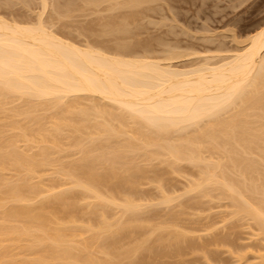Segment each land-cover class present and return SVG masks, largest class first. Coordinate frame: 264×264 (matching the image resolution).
I'll use <instances>...</instances> for the list:
<instances>
[{
    "label": "bare ground",
    "instance_id": "bare-ground-1",
    "mask_svg": "<svg viewBox=\"0 0 264 264\" xmlns=\"http://www.w3.org/2000/svg\"><path fill=\"white\" fill-rule=\"evenodd\" d=\"M17 1L30 8L24 5L28 0ZM78 1L83 3L77 4L80 10L74 7L77 0H66L63 5L59 0H38L39 9L31 10L38 5L34 3L28 10L37 15L34 20L32 16L6 17L8 10L3 12L6 16L0 13V264H145V260L152 264L154 255L158 259L172 252L181 261L179 256L187 248L197 251L196 247H203L194 239L206 241L196 238L197 231L190 234L187 226L186 231L178 230L171 223L175 229L169 231L166 222L159 224L164 219H179L182 212L162 215L170 219L159 215L160 222L149 221V226L145 224L149 217L141 216L150 206H167L184 194L200 200L206 197L205 202L208 198V202H229L225 204L231 208L229 220L243 218L249 226L253 222L254 233L249 234L263 246L264 22L240 39L234 34L236 43L231 49L225 45L223 53L217 52L222 46L202 55L199 52L202 57H196L197 64H185L183 59L190 51L172 43L169 47V42L159 38L158 45L167 48L164 55L154 54L149 47H154L153 42H143L132 32L138 28V18L143 24L149 12L162 13L161 1L167 4L168 0ZM88 8H96L94 13L101 8L108 16H98L96 21L103 18L102 25L98 22L103 30L85 25V31L81 26V36L91 29L100 37L113 35L114 40L107 37L108 42L105 39L99 45L97 40L96 44L92 39L89 42L87 35L83 37L86 41L79 42L72 39V28L64 30L61 24V32L54 28L60 19ZM45 12L50 13L49 21L55 18L54 23L44 18ZM104 19L113 23L104 24ZM132 24L135 28L131 30ZM66 30L71 37L64 34ZM128 33L133 35L126 38ZM111 40H116L114 46ZM66 152L79 157L73 159L67 153L71 159L67 156L70 161H66ZM155 160L170 167L168 174H181V164L196 170L191 179L186 178L185 189L174 196L166 193L171 186L168 178L163 182V176L156 173L154 181L161 195L155 202L147 198L142 203L138 186L151 180L149 168L159 164ZM161 169L156 172L165 176L167 169ZM45 174L50 176L48 181ZM82 214L87 218L79 217ZM147 226L151 229L142 234ZM208 228L205 231L212 233ZM188 235L197 236L191 239ZM226 235L220 236H225L223 241L215 240L226 244L230 239ZM219 244V248L225 246ZM214 246L206 254L207 261L219 255ZM248 250L244 249L245 255H237L236 250L232 264L250 263H246L247 255L254 252ZM259 251L250 264H264V248ZM163 257L162 262L169 258ZM212 259L206 263L214 264Z\"/></svg>",
    "mask_w": 264,
    "mask_h": 264
},
{
    "label": "rangeland",
    "instance_id": "rangeland-1",
    "mask_svg": "<svg viewBox=\"0 0 264 264\" xmlns=\"http://www.w3.org/2000/svg\"><path fill=\"white\" fill-rule=\"evenodd\" d=\"M1 1V3L2 4H6L5 3V1L6 0H4V3L2 2V0H0ZM9 0H7V3H9V5H10V3H11V7H13V8H11L10 6V8L11 9H9V7H7L8 5L6 4L5 6H6V8H5V6H2V4H1V6H0V8H1V12L0 13H3V12H6L7 10V12L9 13V15L8 16H6L5 14L7 13H3V15H5L6 17H13V16H17L15 19H20L21 17V19H24V17H27V18H25V19H30V17L32 16V17H34V16H37V15H34L33 14V12H31V11H28L29 9H31V8H33V6L34 5H36V4H38L37 2H38V0H37V2L35 1V0H33V2L31 1V0H28L27 1V4L25 3V1L26 0H24V2H23V0H21L23 3H25L24 5H27V6H29L30 5V8L28 7H24V6H22V4H19L20 3V1H17V0H13V1H15V3L13 4V1H11V2H8ZM16 1L18 2V4L16 3ZM50 1H52L53 2V0H50ZM61 1H63V3H61ZM64 1H66V0H59V2L63 5L65 2ZM31 2H32V4H31ZM75 2H76V0H75ZM78 2H80V3H78ZM161 2H163L164 3V1H161ZM160 2V3H161ZM165 2H167V4L168 5H170L169 7L170 8H167V4L166 3H162V4H160L161 5V8H162V13H159L157 10V12L159 13H156L155 12V14H154V11L153 12H149V14H148V16H145V19L143 18L141 21L143 22V24L142 23H140V19L141 18H138V22L137 21H135L136 22V24H135V26H137L138 28H135V27H133V25L134 24H132V27L130 26V28H131V30L132 29H134L135 28V30L134 31H132L133 32V34H137V36L138 37H136V38H140L143 42H144V40H146V42L147 43H149L148 42V40L150 41V43H152L153 42V45H154V47H152L151 45L149 46L151 49L153 48L154 49V51H152L151 49V51L152 52H154V54H158V55H164V53H165V49L167 48V47H165L164 49H163V46H165L164 44H163V46H161L160 44L158 45V40L157 39H164V41L163 42H165V44L167 43V42H169L168 44L170 45L169 47H171V43L174 45V44H177V45H179V46H177L179 49L180 48H183L184 49V51H186V52H189V53H191L188 57H186L185 59H183V60H185V64H186V62H188V64L190 63H192V61H193V63H195V64H197L196 63V61H197V59H196V57L197 58H199V52H200V54L202 53L203 54V52L204 53H206V52H208V51H217V50H215V49H218V46H219V48H220V50L222 49V51H217V52H221V53H223V52H225L226 50H225V48L223 47V46H225L226 48H228L229 47V49H231V46L233 47V45H234V43H236L235 42V40L233 39V36H234V34H235V36L236 37H238L239 38V36L240 37H244V36H246V35H248L249 33H251V32H253L254 31V29L256 28H258L260 25H262V23L264 22V0H172L171 2L168 0V1H165ZM34 3H36V4H34ZM171 3H173V4H171ZM13 4V5H12ZM82 5L83 3H82V1H78L77 0V2H76V5ZM78 5L77 6H74V7H76V9L78 8ZM163 5V6H162ZM39 4L35 7V8H33V9H31V10H34V12H35V10L36 9H39ZM104 6V5H103ZM102 6V7H103ZM5 9L4 11H2L3 10V8ZM50 7V9L48 8V10H50L51 11V13H53L54 11H53V9L51 10V8H52V6H49ZM173 7V8H172ZM25 8H27V10L25 9ZM160 7H158V9L160 10L161 9ZM172 8V10H170ZM79 10H80V8H78ZM77 9V10H78ZM90 9V10H89ZM95 10H96V8H94ZM94 9L92 10V8H88V10L86 9V12L84 11V9H81V11H83V13H84V15L83 14H79V13H82L81 11H79V13H77L76 12V10H75V12L76 13H74V10L72 11L74 14H71L72 12H70V14H71V16L70 17H68V18H66L65 20H63V21H61V16L60 15H58L60 18H58L57 16H56V18H58V19H60L59 21V25L57 24V27H54V28H56V30L58 31V30H60V32L63 30L62 29V27H60V24H61V26H63V28H64V30L66 29V28H68L69 27V29L68 30H70L71 28V35H73L74 37H72V39H75L76 40V38H78L77 40L80 42V40H82V41H86L85 39H87L88 37L90 38H88V40H89V42L91 41V39L92 40H94V42L97 40L99 43H102V44H99V45H103L104 43L103 42H101V41H104V42H106V40L108 39L109 41H110V39L113 37V35H112V37H109L108 35H106V37H105V35H104V37H103V34H102V32H101V37H100V33L99 32H97L96 30V32L94 31H92V30H94V28L98 25V22H96L97 21V19H99L98 18V16H103L105 13H103L102 14V12L103 11H105V10H103L102 12L100 11V9L101 8H99V10L97 9V11H95L96 13H97V15H94V14H96V13H94L93 11H94ZM103 9H105V7L103 8ZM12 11L11 13H10V11ZM47 10V11H48ZM91 11V12H90ZM15 12H17V14L15 13ZM30 12V13H29ZM88 12H90L91 14H88ZM93 12V13H92ZM106 13H107V11H105ZM160 12H161V10H160ZM175 12V15H173L172 13H174ZM26 14V16H24L25 14ZM49 13V12H48ZM48 13H44V18H46V19H48ZM16 14V15H15ZM22 14H24L23 16H22ZM45 14H47V15H45ZM54 14L55 15H57V13L56 12H54ZM86 14V15H85ZM108 14H110V13H108ZM13 15V16H12ZM20 15H21V17H20ZM49 15H50V13H49ZM53 14H51V16H52ZM74 15H76V16H74ZM78 15H80V16H78ZM89 15V16H88ZM106 16H105V18L108 16L107 14H105ZM173 15V16H172ZM51 16H50V19H52L51 18ZM29 17V18H28ZM32 17H31V19H32ZM55 16H53V18H54ZM63 17H64V15H63ZM74 17V18H73ZM97 17V18H96ZM110 17V16H109ZM108 17V18H109ZM14 18V17H13ZM37 18V17H36ZM103 18H104V16H103ZM103 18H100L102 21H100L99 23H101V25L103 24ZM111 18V17H110ZM175 18V19H174ZM20 19V20H21ZM35 19V17L33 18V20ZM117 19V18H116ZM54 20H55V18H54ZM52 21V20H50V21H52L53 23L55 22V21ZM57 20V19H56ZM95 20V21H94ZM104 20H106V19H104ZM109 20V19H108ZM108 20H106L107 22H105L104 21V24H106V23H113V22H108ZM111 20V19H110ZM115 19H113L112 21H114ZM47 21H49V19L47 20ZM49 21V22H50ZM58 21V20H57ZM57 21H56V23H57ZM92 21H94V22H92ZM151 21V22H150ZM263 21V22H262ZM65 22V23H64ZM92 23V24H91ZM96 23V24H95ZM70 24V25H69ZM56 25V24H55ZM67 25V26H66ZM86 25V27L87 28H91V27H93L92 28V30L90 29V32H89V30H88V32H86L85 34V36H87V38L85 37V36H81V35H84V33L82 34V32L80 33L79 32V30L81 29H83V30H85L86 31V27H84ZM90 25H92L91 27H90ZM259 25V26H258ZM59 26V27H58ZM71 26V27H70ZM83 28H82V27ZM89 26V27H88ZM104 26V25H103ZM258 26V27H257ZM98 27H102V26H97L96 28H97V30L99 31L100 30V28H98ZM58 28V29H57ZM80 28V29H79ZM102 29V28H101ZM255 29V30H256ZM103 30V29H102ZM130 30V31H131ZM63 32H65V31H63ZM137 32V33H136ZM69 32L66 30V32L64 33V34H66V35H69V37H71L70 36V34H68ZM80 33V34H79ZM90 33H93L92 35L93 36H95V35H97L98 33H99V36L97 35V38L96 37H93V36H90ZM94 33H97V34H95L94 35ZM79 34V35H78ZM132 34V35H133ZM127 35H129V36H125L126 38L127 37H130V33H128ZM131 35V36H132ZM117 36V35H116ZM122 36V35H121ZM135 36V35H134ZM132 37V38H130L131 39V42H133L132 41V39L134 38L135 39V37ZM83 37H85V39L83 38ZM92 37V38H91ZM100 39H99V38ZM108 37V38H107ZM118 37V36H117ZM120 37V36H119ZM118 37V38H119ZM123 38H125L124 36H122ZM122 37H121V39H122ZM116 38V37H115ZM114 37H113V40L115 39ZM125 38V39H126ZM106 39V40H105ZM129 39V40H130ZM133 39V40H134ZM155 39L157 40V41H155ZM160 39H159V41H160ZM240 39V38H239ZM76 40V41H77ZM108 40H107V42H108ZM113 40H111L112 42H111V44L114 42L115 43V41H113ZM128 40V39H127ZM127 40H125V41H127ZM81 41V42H82ZM141 41V43H143ZM93 42V41H92ZM93 42V43H94ZM134 42H136V40L134 41ZM137 42H139V40H137ZM161 42V41H160ZM162 42V43H163ZM112 44V46H114L115 44ZM149 43V44H150ZM95 44H96V42H95ZM107 44V43H106ZM105 44V45H106ZM109 44V43H108ZM110 44V45H111ZM148 44V45H149ZM168 44H167V46H168ZM220 44V45H219ZM109 45V46H110ZM236 45V44H235ZM108 46V45H107ZM176 46V45H175ZM217 46V47H216ZM142 50V49H141ZM182 50V49H181ZM143 51V50H142ZM142 51H139V52H141L142 53ZM151 52V53H152ZM201 54V55H202ZM201 57L202 56H200V58H199V60L201 59ZM192 59V60H191ZM183 60H182V62H183ZM187 60H189V61H187ZM191 60V61H190ZM198 60V61H199ZM177 63H180V62H177ZM184 63V62H183ZM180 64H182V63H180ZM195 64H193V65H195ZM67 153H69L68 155H70L71 156V154H73V156H71V158L73 157V159H75L74 157H77L78 156V153L77 154H75V153H72L71 152V154H70V152H66L65 153V155L67 154ZM68 155H66L65 156V159H66V157L68 156ZM70 156H68L67 158H70ZM79 157V156H78ZM77 157V158H78ZM70 158V159H71ZM66 161H70L69 159H66ZM159 162H161V161H159ZM158 162V160L156 161L155 160V162L154 163H159ZM153 162H152V164H154ZM150 165V164H149ZM148 165V166H149ZM145 166H147V165H145ZM155 164H154V166H150V168H149V172H150V174H151V177H150V183L147 181L148 180V178H147V180L145 179V177H143L144 179H145V181H144V183H140L141 184V186L139 185L138 187H140V192L142 191L143 193H141L142 194V196H140V197H143V198H140V199H138V200H140V202H142V203H147L146 201H147V198H148V200L149 201H156V199H158L159 198V194L161 193H159L158 191H160V189L159 188H157L158 186H157V183L154 181L155 180V177H156V173L157 174H161V176H163V177H166L165 178V180L163 179V177L161 178L162 180H163V182L164 181H166V179H167V181H169V183L167 182V185L168 186H170V188L168 189V188H166V186L167 185H164L165 186V188L166 189H168V192L166 191V193L168 194V195H173L174 196V194L176 193H179V192H181L182 191V188L183 187H186L187 185V183L186 182H188V180H186V178L187 179H191L192 177H193V173L195 172V166L193 167V165H188V164H181L180 166H182V172H181V174H171L170 172V174H168V171H170V170H168V168L170 169V167H168L167 168V164L166 165H164V163H163V165H161V163H159L158 164V166H156V169L157 170H159V169H161V168H166L167 169V174L164 176V175H162V173H158V172H156L155 171ZM152 167V168H151ZM158 167H160L159 169H158ZM148 168V167H147ZM181 168V167H180ZM162 170V169H161ZM148 170H146V172H147ZM149 172H147L146 174L148 175V173ZM162 172H166L165 170H162ZM163 173V174H164ZM173 173V172H172ZM146 175V176H147ZM192 175V177H190ZM148 176H150V175H148ZM45 177H46V179H47V181L49 180V175H46L45 174ZM45 177L43 178V179H45ZM45 179V180H46ZM142 180V179H141ZM142 182V181H141ZM148 182V183H147ZM166 183V182H165ZM184 185H186V186H184ZM167 186V187H168ZM175 188H174V187ZM165 189V190H166ZM176 191H175V190ZM183 189H185V188H183ZM139 190V189H138ZM175 192H174V191ZM172 191V192H171ZM140 192L138 193V191H137V195L136 196H139L138 194H140ZM174 192V193H173ZM171 193H173V194H171ZM144 195L146 196L145 198H144ZM149 195V196H148ZM151 195V196H150ZM161 195V194H160ZM179 195H183V194H179ZM185 195V196H184ZM183 195V197L182 198H180V199H177L176 197V201H173L171 204H169V205H162V206H153L152 205V207L150 206L149 208H151L149 211H151V212H149V214H148V209H146L143 213H142V216H141V218H143V214H144V217H149L148 219H146V221H147V223H145V224H148V226H149V221H155V220H159V218L162 216V215H164V216H166V214L168 213V214H170L169 213V211H171V213L173 214L174 212L178 215V213H180V212H182V213H180V214H182V216L181 215H178V217H179V219H177V217L174 219V220H172V218H171V216L169 215V217L171 218H169L168 217V215H167V217H168V219H170V220H168V221H166V219H164V220H162V222L163 223H159L160 222V220H159V224L160 225H165L166 223H167V225H165V226H167V229H168V227H170L168 230L169 231H171V230H173V229H175V228H171V226H170V224L171 223H173V224H171L172 225V227H177V229L178 230H181V229H183V230H185L186 231V229L190 232V234H193V232L195 231H197L198 233H201L202 235V237L200 238L199 237V234L197 233V235H198V237H196L197 239H204V240H206L205 242L204 241H201V240H199L200 241V243L202 242L203 243V247H196L197 248V251H194V249H192V248H187V253H185V251L183 252L184 253V255H183V253L181 254L183 257H180L179 256V258H182L183 260H181V261H179L180 259H178V254H176L175 255V253H173L172 252V254H168V255H170V256H165L164 255V257H169V258H167V259H164V257H163V255H158V257L160 258V256L161 257H163V259H164V261H166L165 263H163L162 261H161V259L162 258H158L157 259V256H155L154 255V258H152V256H151V260H152V262H153V259L155 260V258H156V260L153 262V263H155V262H158L159 261V263L158 264H182V263H184V264H202L203 263V261H205L203 264H207L209 261H210V258L212 259V257H210L209 258V261H207L208 260V258H207V255L209 254V252H211V248L212 249H214V245L216 244V248H219L220 246V244L219 243H221V244H223V242H220L223 238H225V236L223 237V238H221L220 236L222 235H224V234H227L228 235V237L226 238L227 240L229 239V244L228 243H226V239H225V243L226 244H228V245H226V244H223V245H225V246H221V248H219V250L217 251L216 250V248H215V250L218 252V254L219 255H217L216 256V253H215V255H214V257L216 256V260L214 259H212L211 261H219V262H217V264L219 263V264H232L234 261V259H236V258H234V257H237V255H245L244 254V249L245 250H248L249 252H254L255 253V251H259L260 249L261 250H263V248H264V245L262 246V243H261V240L260 241H258L257 239V237H256V241L252 238V235L250 236V234H251V231H252V233H254V231L252 230V226H253V229H254V223H253V225H252V223H250L251 225V227L248 225V221L246 222V221H243V220H245V219H243V218H241V220H238V219H240V218H237L236 220H238V221H236L235 220V218H234V220L233 219H231V220H229V217H230V215L228 214V213H230V211L229 212H227L228 210H230L231 208H229V207H227L228 205V201H226V202H228V203H220V201H216V202H214L213 200L214 199H212L211 200V202H208V201H210L209 200V198L206 200V202L205 201H203L205 198L203 197V199H198V197L199 196H194V198H193V196H190V194L188 195H186V194H184ZM191 195H195V194H191ZM179 197V196H178ZM137 198V197H136ZM139 198V197H138ZM152 198H154V199H152ZM199 198H202V197H199ZM144 199H146V201L144 200ZM194 199H195V201H194ZM198 199V200H197ZM199 200L200 201H202V202H200L201 203V206H199L200 205V203L198 204V206L195 204L197 201L199 202ZM148 201V203H150ZM153 203V202H152ZM225 204L227 205V206H225ZM223 205V206H222ZM155 207H157L156 209H152V208H155ZM159 207V208H158ZM227 209V210H226ZM174 210V212H172ZM175 210H178V211H175ZM223 210H226V211H223ZM221 212V213H220ZM141 214V213H140ZM81 215V214H80ZM86 215V214H85ZM84 214H82V216H79V217H83L84 216V218L83 219H85V218H87V216L88 215H86L85 216ZM148 215V216H147ZM151 215V216H150ZM152 215L154 216V218H151L152 217ZM159 215H160V217H159ZM176 215V216H177ZM158 216V217H157ZM199 216V217H198ZM229 216V217H228ZM167 217H161V218H167ZM228 217V219H225L224 220V218H227ZM151 218V219H150ZM157 218V219H156ZM184 220H183V219ZM199 218V219H198ZM208 218H210V219H208ZM232 218V217H231ZM143 219H145V218H143ZM154 219V220H153ZM202 219V220H201ZM208 221H207V220ZM178 220H180V221H178ZM200 220V221H199ZM170 221H172V222H170ZM175 221H177V222H175ZM188 221V222H187ZM218 221V222H217ZM149 222V223H148ZM153 222H151V224L153 223ZM166 222V223H165ZM226 224H225V223ZM177 225H176V224ZM180 223H181V225H182V227L183 228H181V225H180ZM204 223V224H203ZM247 223V224H246ZM151 224H150V227H151ZM157 223H155V225H156ZM158 224V225H159ZM176 225V226H173V225ZM213 224V225H212ZM154 225V224H153ZM178 225L180 226V229H179V227H178ZM198 225V226H197ZM205 227H211V229H213V232L212 233H210V234H208L207 232H209L208 230H207V228H205ZM208 225H210V226H208ZM147 226V228H148V230H147V228H145L146 230H144V229H142L141 231H142V234H147L146 232L147 231H149L151 228L150 227H148ZM186 226H187V228H186ZM204 228H203V227ZM216 226H217V230H216ZM202 227V228H201ZM213 227V228H212ZM215 227V228H214ZM184 228H186V229H184ZM194 228V229H193ZM171 229V230H170ZM197 229V230H196ZM199 229V230H198ZM202 229V230H201ZM208 229H210V228H208ZM255 229H256V227H255ZM194 230V231H193ZM207 232H206V231ZM216 230V231H215ZM144 231H146L145 233H144ZM165 231H167L166 229H165ZM164 231V233H166ZM168 231V232H169ZM192 231V232H191ZM202 231V232H201ZM256 231V230H255ZM189 232H188V234H189ZM203 232H204V234H203ZM140 233V232H139ZM139 233H138V235L136 236L135 235V237H138L139 236ZM156 233H158V232H156ZM220 233H222V234H220ZM250 233V234H249ZM150 234V233H149ZM213 234H215V235H213ZM157 235V234H156ZM195 235V234H194ZM194 235H191L192 236V238L194 239L195 237H193ZM203 235H205V236H203ZM217 235V236H216ZM226 235V236H227ZM140 236H142L141 235V233H140ZM154 236H155V234H154ZM189 237H190V235H188ZM211 236V237H210ZM230 236V237H229ZM241 236V237H240ZM150 237L151 238H154L152 235H150ZM206 237V238H205ZM212 237H214V240L215 239H217V237H219V239L221 238V240H215V241H217V243L213 240V238ZM254 237V236H253ZM156 238V237H155ZM191 238V237H190ZM191 238V239H192ZM210 238V239H209ZM209 241H211V242H209ZM213 241H212V240ZM152 240V239H151ZM223 241V240H222ZM233 241V242H232ZM194 242L197 244V245H200V246H202V243L200 244L199 242H197L196 241V239H194ZM207 242H209V243H207ZM213 242H215V244L213 243ZM124 243H126V242H124ZM205 244V245H204ZM211 244H213V245H211ZM219 244V245H218ZM248 244H249V246H248ZM264 244V243H263ZM207 245H208V247H209V245H211L209 248L207 247ZM236 245V246H235ZM243 245V246H242ZM252 245L254 246V247H252ZM219 246V247H218ZM244 246H246V247H248V249L245 247L244 248ZM232 247V248H231ZM250 247V248H249ZM94 248V247H93ZM201 248H205L204 250L202 249V251H199V249H201ZM228 248H231V249H228ZM235 248V249H234ZM188 249H191L193 252L191 253V251H188ZM206 249H207V251H206ZM225 249V250H224ZM233 249V250H232ZM258 249V250H257ZM226 250H228V253H227V251ZM230 250H232L231 252H229ZM236 250H237V252H238V254L236 255ZM203 251H205V252H203ZM214 251V250H213ZM248 251H245V252H248ZM97 252V251H96ZM196 252H199V253H196ZM203 253L204 255H202V254H200V253ZM256 252V253H257ZM260 253H261V251H259ZM208 253V254H207ZM233 253V254H232ZM253 253V255L250 253L249 255H247L248 256V258L246 259L247 261H246V263L249 261V260H251L252 261V259H254V257H255V254ZM264 253V251H262V254ZM103 254V253H102ZM207 254V255H206ZM98 256L100 255V253L99 254H97ZM104 255V254H103ZM103 255H101L100 257H104ZM206 255V256H205ZM235 255V256H234ZM172 256H173V258H172ZM202 256V257H201ZM220 256V257H219ZM233 256V257H232ZM171 257V258H170ZM176 257V258H175ZM206 259H205V258ZM203 258V259H202ZM220 258V259H219ZM244 259V258H243ZM245 259H244V261H245ZM169 260V261H168ZM222 260V261H221ZM225 260V261H224ZM230 260L232 261V262H230ZM255 260V259H254ZM183 261V262H182ZM187 261V262H186ZM243 261V262H244ZM250 261V263H254L255 261H252L251 262ZM258 261V260H257ZM147 262V263H146ZM151 262V261H149V260H145V264H149V263ZM162 262V263H161ZM178 262V263H177ZM207 262V263H206ZM216 262L214 263V264H216ZM230 262V263H229ZM119 262H117L116 264H118ZM152 263V264H153ZM250 263H247V264H250ZM120 264V263H119ZM143 264V263H142Z\"/></svg>",
    "mask_w": 264,
    "mask_h": 264
}]
</instances>
